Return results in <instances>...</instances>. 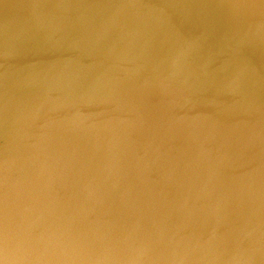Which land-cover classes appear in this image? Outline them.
Returning <instances> with one entry per match:
<instances>
[{"label":"clouds","instance_id":"obj_1","mask_svg":"<svg viewBox=\"0 0 264 264\" xmlns=\"http://www.w3.org/2000/svg\"><path fill=\"white\" fill-rule=\"evenodd\" d=\"M0 264H264V0H0Z\"/></svg>","mask_w":264,"mask_h":264}]
</instances>
